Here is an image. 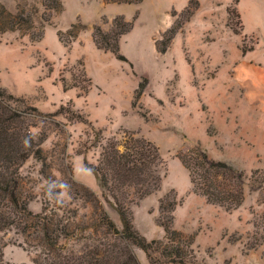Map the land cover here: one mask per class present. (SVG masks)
<instances>
[{"label":"rangeland","instance_id":"rangeland-1","mask_svg":"<svg viewBox=\"0 0 264 264\" xmlns=\"http://www.w3.org/2000/svg\"><path fill=\"white\" fill-rule=\"evenodd\" d=\"M60 1L61 9L51 12L44 24L48 9L42 0H0L7 11L22 13L32 24L29 28L16 19L21 30L0 32V85L47 114L32 127L35 135H46L41 145L46 164L30 157L21 168L34 192L29 208L40 212L48 202V209L53 208L43 188L42 170L50 166L53 184L64 186L59 193L63 206L77 211L76 220L90 221L92 207L72 194L67 168L75 180L100 195L102 187L83 160L96 164L99 144L111 137L120 141L121 130L133 131L157 145L166 162L160 189L131 205L135 228L148 240L164 239L157 223L158 200L173 189L172 226L193 240L195 262L188 264H264V186L251 187L264 176V145L260 141L251 147L239 140L243 134L238 128L262 139L255 117L262 114L264 85L254 81L256 67L264 65V0H239L240 35L226 26V6L232 0ZM188 3L197 6L192 17L183 22L167 50L158 52L166 42L163 33L184 21L182 10ZM117 15L133 23L117 53L127 61L93 41L94 27L111 32ZM1 19V26L8 25L9 18ZM42 27V38L31 41L30 35ZM243 36L253 51L241 57ZM86 78L92 80L90 87ZM62 80L79 87L63 91ZM68 101L85 121L69 120L70 113L59 109ZM92 127L103 129L102 136ZM197 146L250 179L237 209L226 211L194 191L178 157ZM107 210L119 223L116 211L110 206ZM2 236V264H38L33 260L38 250L16 232ZM135 252L142 264H149L143 250L136 247ZM159 264L171 263L162 259Z\"/></svg>","mask_w":264,"mask_h":264},{"label":"trees","instance_id":"trees-1","mask_svg":"<svg viewBox=\"0 0 264 264\" xmlns=\"http://www.w3.org/2000/svg\"><path fill=\"white\" fill-rule=\"evenodd\" d=\"M104 1L139 4L143 0ZM238 2L239 0H232L226 6V26L234 34L240 35L242 21L237 8ZM190 3L182 10L185 13L184 21L176 23L163 33L166 42L163 47L157 48L158 52L167 50L175 34L181 30L183 22L192 17L197 6L191 7ZM42 4L48 9L43 18L45 24L50 20L51 12L61 9L62 4L60 0H42ZM0 8L1 20H5L4 16L9 18L8 25H0V32L21 30L16 25L17 20H24L27 27L31 28L30 19H23L22 13L9 12L3 5ZM176 16L177 11L172 10L171 17ZM132 26L133 23L125 20L123 15H117L113 19L111 32H104L100 26L94 27L93 41L97 48L117 54L121 37ZM43 31L42 27L39 33L30 35V40L39 41ZM245 37L241 40L242 54L253 49V44L245 45ZM118 58L127 61L121 54ZM80 71L86 75L83 68ZM86 81L90 87L91 78H86ZM61 85L63 91L79 87L75 83L68 85L63 80ZM72 108L70 101L59 107L70 113L67 115L69 120L87 119ZM44 115L47 114L38 107L27 105L23 97L16 96L0 85V264L5 246L2 235L8 231L16 232L22 240L38 250L33 259L38 264H142L136 255V247L144 251L149 264H159L162 259L171 264L195 262L191 248L192 237L185 236L172 226L176 205L173 189L158 200L157 223L163 230V240H148L134 226L131 205H138L141 200L160 189L166 176V162L157 145L137 136L133 131L121 130L120 141L111 137L103 145L99 144L100 153L96 164L83 160L85 168L94 173L102 187L100 195L75 180L71 169L67 168V182L72 194L92 207L90 221L76 220L77 211H70L63 206L59 193L64 186L53 184L50 166L45 167L42 174L46 182L43 188L48 197L50 195L53 208L48 209V202L40 212H33L28 204L34 198V192L21 168L30 157L46 164L41 147L46 135H35L32 132L36 121ZM93 129L98 137L102 136L103 129ZM178 158L189 172L194 191L201 194L207 203L220 206L226 211L235 210L242 204L243 185L250 181L246 180L242 170L233 168L225 161L210 158L199 146ZM263 186L264 176L251 185L254 189H262ZM107 206L116 211L119 223L110 216Z\"/></svg>","mask_w":264,"mask_h":264},{"label":"crops","instance_id":"crops-1","mask_svg":"<svg viewBox=\"0 0 264 264\" xmlns=\"http://www.w3.org/2000/svg\"><path fill=\"white\" fill-rule=\"evenodd\" d=\"M263 41H264V39H263ZM252 51H253V49L250 51H246V52L251 53ZM245 53L242 54L241 57H243L245 55ZM256 69H257L258 74H257V79L254 81V83L255 84L259 83L260 85H264V65L258 66V67H256ZM256 102L259 103V101H257V100H256ZM259 109L262 112V114L257 115L255 118L258 120L259 130H260V134L262 136L261 140L255 138V137H250V136L245 135L247 133H244V130L241 126L240 127L238 126L240 133L243 134V136L241 138H239V140L244 139V143L247 142V144L248 145L250 144L251 147H254L258 142L260 143V141L262 142V145H264V105L261 106ZM261 157H262V155H261ZM262 160H264V157H262Z\"/></svg>","mask_w":264,"mask_h":264}]
</instances>
